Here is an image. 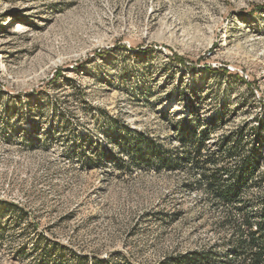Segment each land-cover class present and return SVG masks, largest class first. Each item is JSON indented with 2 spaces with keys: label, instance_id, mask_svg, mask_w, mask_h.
Returning a JSON list of instances; mask_svg holds the SVG:
<instances>
[{
  "label": "rangeland",
  "instance_id": "1",
  "mask_svg": "<svg viewBox=\"0 0 264 264\" xmlns=\"http://www.w3.org/2000/svg\"><path fill=\"white\" fill-rule=\"evenodd\" d=\"M192 98L234 169L220 143L264 127V0H0V264H224L221 208L175 163ZM259 176L250 203L264 152Z\"/></svg>",
  "mask_w": 264,
  "mask_h": 264
},
{
  "label": "trees",
  "instance_id": "2",
  "mask_svg": "<svg viewBox=\"0 0 264 264\" xmlns=\"http://www.w3.org/2000/svg\"><path fill=\"white\" fill-rule=\"evenodd\" d=\"M179 63L183 59L175 56ZM226 75V73H223ZM243 82L242 79L240 80ZM191 99L188 115L174 123L178 143L176 151H183L175 163L184 165L191 162L201 170L200 179L196 181L204 185H188L197 191L206 193L215 199L221 208V219L218 221V231L223 235L222 246L225 251L224 264H264V195L254 204L245 200V195L252 184L256 183L264 152V127L258 123L259 130L252 137L249 147L245 135L240 131L236 138L227 137L220 143L226 161L236 157L239 159L234 169L219 167V154L207 151L206 142L210 140L211 129L223 120L220 113L203 120L196 117L199 105ZM247 128V127H245ZM207 151L204 155V152ZM206 157V160H204ZM223 159V157H222ZM212 162V163H209ZM213 168L209 169V165ZM167 167V166H166ZM228 173L227 179L222 175ZM56 248L46 249L45 255L52 256ZM206 255L195 256V260H202ZM98 264H104L100 261Z\"/></svg>",
  "mask_w": 264,
  "mask_h": 264
},
{
  "label": "bare ground",
  "instance_id": "3",
  "mask_svg": "<svg viewBox=\"0 0 264 264\" xmlns=\"http://www.w3.org/2000/svg\"><path fill=\"white\" fill-rule=\"evenodd\" d=\"M20 30H26V27H24V25L22 24L16 25L14 31H20Z\"/></svg>",
  "mask_w": 264,
  "mask_h": 264
}]
</instances>
